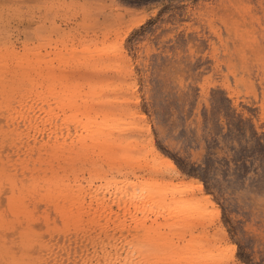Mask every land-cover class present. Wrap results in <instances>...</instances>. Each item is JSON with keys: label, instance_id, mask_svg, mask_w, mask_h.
Listing matches in <instances>:
<instances>
[{"label": "rangeland", "instance_id": "1", "mask_svg": "<svg viewBox=\"0 0 264 264\" xmlns=\"http://www.w3.org/2000/svg\"><path fill=\"white\" fill-rule=\"evenodd\" d=\"M0 264H264V0H0Z\"/></svg>", "mask_w": 264, "mask_h": 264}, {"label": "bare ground", "instance_id": "2", "mask_svg": "<svg viewBox=\"0 0 264 264\" xmlns=\"http://www.w3.org/2000/svg\"><path fill=\"white\" fill-rule=\"evenodd\" d=\"M104 118L107 119L108 116L105 115ZM101 131H102V130H101ZM168 161H169L170 167H171V168H175L174 165H173V163H172L170 160H168ZM130 186H131V187L133 186V187L135 188V187H138L139 185L137 186L136 183H132ZM197 186H198V187L201 186L200 182H199V184H198ZM159 188H160V187L157 186V187H154L152 190H153L154 192H157V191L159 190ZM60 195H61L62 197H64V195H62V194H60Z\"/></svg>", "mask_w": 264, "mask_h": 264}]
</instances>
